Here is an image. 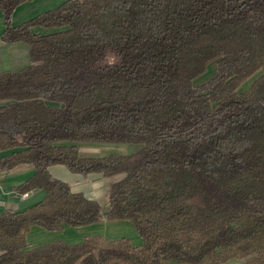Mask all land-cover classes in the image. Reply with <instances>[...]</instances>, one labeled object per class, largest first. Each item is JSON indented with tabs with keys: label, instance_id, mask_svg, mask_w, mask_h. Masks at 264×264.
<instances>
[{
	"label": "trees",
	"instance_id": "obj_1",
	"mask_svg": "<svg viewBox=\"0 0 264 264\" xmlns=\"http://www.w3.org/2000/svg\"><path fill=\"white\" fill-rule=\"evenodd\" d=\"M31 1L0 0V43L30 62L0 73V177L31 168L15 192L42 198L0 213V264H264V0H66L12 26ZM56 166L114 180L105 204ZM101 221L129 222L142 244L26 242L32 226Z\"/></svg>",
	"mask_w": 264,
	"mask_h": 264
},
{
	"label": "crops",
	"instance_id": "obj_2",
	"mask_svg": "<svg viewBox=\"0 0 264 264\" xmlns=\"http://www.w3.org/2000/svg\"><path fill=\"white\" fill-rule=\"evenodd\" d=\"M66 0H33L18 6L12 16V26H18L23 22L34 18L42 12L57 8ZM4 31L2 13L0 12V35ZM35 31L43 33L44 30L35 28ZM30 64L28 57V47L23 43L4 44L0 43V73L9 71L17 72L26 68ZM52 176L57 179L73 180L70 186L73 192H81L88 200L97 201L100 195L96 191L97 186L90 189H80V182H96L98 178H82L79 175H71L64 167L56 166L50 169ZM34 171L28 167L19 168L8 175L0 177V213L5 210L22 211L37 204L42 198V192L31 191L29 197L21 199L15 192V188L27 180ZM109 181L106 179H102ZM67 183V182H66ZM80 185V186H79ZM108 189V188H107ZM107 193V192H106ZM89 236H102L107 240L116 241L128 239L132 246H139L142 240L137 235L135 228L125 221H101L97 224L72 228L63 225L62 230L48 232L38 226H32L26 235V242L30 248H34L53 241H63L70 245L81 243L84 238ZM243 261H231L227 264H238Z\"/></svg>",
	"mask_w": 264,
	"mask_h": 264
},
{
	"label": "rangeland",
	"instance_id": "obj_3",
	"mask_svg": "<svg viewBox=\"0 0 264 264\" xmlns=\"http://www.w3.org/2000/svg\"><path fill=\"white\" fill-rule=\"evenodd\" d=\"M211 69H213V66H212ZM258 75L259 74H256L248 82L243 84L241 86L240 90L242 91V90L246 89L249 86V84L255 78H257ZM212 77H213V71L212 70L211 71H207L203 76H201V77H199L197 79V81L199 80V84H195V86L199 87L201 84H204V83L208 82V80L210 78H212ZM79 147H80L81 152L83 154L91 155V156H97V155L98 156H107L109 154H125V152H126V150L128 148V147L122 146V145H79ZM71 175H73V174H71ZM73 176H75V175H73ZM80 179H82V177ZM106 180L112 181L111 179H106ZM61 181L67 182L69 184H72V182H75L73 180H68V179H61ZM110 181H105V180H102V179H98L96 182H88V181H85L83 183L80 182V185H81L80 189H84V190L86 189L87 190V189H90L91 186H94V185L97 186L96 187V191L100 195V199L98 200V203L105 204L106 196H107L106 192L108 191L107 188H108V185H109ZM238 264H242V263H238Z\"/></svg>",
	"mask_w": 264,
	"mask_h": 264
},
{
	"label": "built area",
	"instance_id": "obj_4",
	"mask_svg": "<svg viewBox=\"0 0 264 264\" xmlns=\"http://www.w3.org/2000/svg\"><path fill=\"white\" fill-rule=\"evenodd\" d=\"M30 193H31V192H28V193H26V194H24V195H21L20 198H21V199H26L27 197H29Z\"/></svg>",
	"mask_w": 264,
	"mask_h": 264
}]
</instances>
